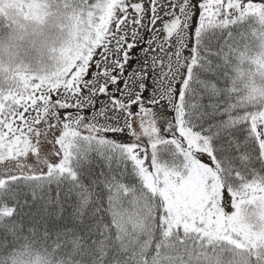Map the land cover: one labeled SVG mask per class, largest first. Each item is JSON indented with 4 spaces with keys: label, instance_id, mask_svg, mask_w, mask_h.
I'll list each match as a JSON object with an SVG mask.
<instances>
[{
    "label": "snow or ice",
    "instance_id": "snow-or-ice-1",
    "mask_svg": "<svg viewBox=\"0 0 264 264\" xmlns=\"http://www.w3.org/2000/svg\"><path fill=\"white\" fill-rule=\"evenodd\" d=\"M0 264H264V0H0Z\"/></svg>",
    "mask_w": 264,
    "mask_h": 264
},
{
    "label": "trees",
    "instance_id": "trees-1",
    "mask_svg": "<svg viewBox=\"0 0 264 264\" xmlns=\"http://www.w3.org/2000/svg\"><path fill=\"white\" fill-rule=\"evenodd\" d=\"M243 42L247 43V44H250L252 46L253 50H256L257 47H258L256 42L250 37L246 38ZM253 70H255V69H253Z\"/></svg>",
    "mask_w": 264,
    "mask_h": 264
}]
</instances>
